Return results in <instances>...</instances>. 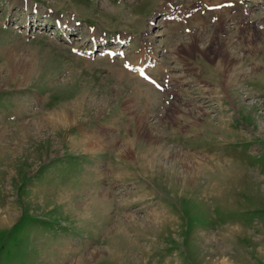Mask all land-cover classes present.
Here are the masks:
<instances>
[{"label":"rangeland","instance_id":"374dc122","mask_svg":"<svg viewBox=\"0 0 264 264\" xmlns=\"http://www.w3.org/2000/svg\"><path fill=\"white\" fill-rule=\"evenodd\" d=\"M258 18L264 0H0V264H264ZM141 53L198 72L180 139L200 152L150 111L127 128Z\"/></svg>","mask_w":264,"mask_h":264},{"label":"crops","instance_id":"0c3cea01","mask_svg":"<svg viewBox=\"0 0 264 264\" xmlns=\"http://www.w3.org/2000/svg\"><path fill=\"white\" fill-rule=\"evenodd\" d=\"M143 100V103H140L141 100L135 99V104L130 109L128 117L124 119L123 121L126 122L127 128H130L132 125V122L134 121L137 125L141 121L147 122V112L151 111V109L155 106L156 102L154 99L150 100ZM121 111H124V108L121 109ZM121 115L116 114L112 115V121L113 124H111L112 127L116 128L118 130V135L120 133V122L121 121ZM165 123V127H167L168 132L166 130L163 132V136L168 137V141L171 143H174L173 140H170L169 138H178V137H188L193 136L192 130L196 126H200L198 124L197 118L194 117L193 111L190 112H179L177 114L167 115L165 118L159 119ZM157 120V121H159ZM118 121V122H117ZM139 125H137L138 127ZM190 132V134H189ZM152 134V133H151ZM153 131V136H154ZM120 148V147H119Z\"/></svg>","mask_w":264,"mask_h":264},{"label":"bare ground","instance_id":"6f19581e","mask_svg":"<svg viewBox=\"0 0 264 264\" xmlns=\"http://www.w3.org/2000/svg\"><path fill=\"white\" fill-rule=\"evenodd\" d=\"M144 51H145V50H144ZM142 52H143V51H142ZM147 52H148V51H147ZM145 53H146V52H144V55H145ZM142 55H143V53H141V56H142ZM144 55H143V56H144ZM148 55H149V54H148ZM146 56H147V54H146ZM144 59H145V58H144ZM142 63H143V62H141L140 64H142ZM141 66H142V65L137 66V67H139V68L142 70ZM123 74H124V73H123ZM137 80H138V79H137ZM141 94H142V93H141Z\"/></svg>","mask_w":264,"mask_h":264}]
</instances>
